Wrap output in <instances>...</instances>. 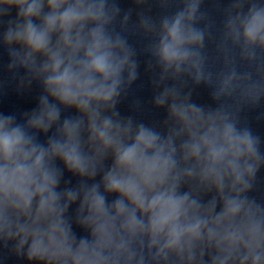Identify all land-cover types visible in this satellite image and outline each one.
Wrapping results in <instances>:
<instances>
[{
  "label": "clouds",
  "instance_id": "clouds-1",
  "mask_svg": "<svg viewBox=\"0 0 264 264\" xmlns=\"http://www.w3.org/2000/svg\"><path fill=\"white\" fill-rule=\"evenodd\" d=\"M211 3L0 0V95L40 89L0 112V264H264V0ZM138 55L162 119L118 109Z\"/></svg>",
  "mask_w": 264,
  "mask_h": 264
},
{
  "label": "water",
  "instance_id": "water-1",
  "mask_svg": "<svg viewBox=\"0 0 264 264\" xmlns=\"http://www.w3.org/2000/svg\"><path fill=\"white\" fill-rule=\"evenodd\" d=\"M224 3H227V0H224ZM120 4L121 7L125 10L132 6L130 4V0H120ZM204 7L209 9L211 14L217 19V21H219L220 15L213 7L211 0H205ZM132 19H136L135 14H133ZM129 42L134 47H137V49L141 47L137 37H130ZM7 59L8 58L6 52L2 47H0V64H6ZM147 59L148 57L146 55H138V62L140 64V67L138 69V79L132 85L129 97L118 105V109L123 116L136 115L137 118L144 120V122H151L152 120L162 119L165 115V112L163 110L152 109V111L145 113L143 116H139L138 114L134 113L130 107L133 98L140 100L142 104L148 105L149 108L152 107L151 101L154 92L150 82V74L145 72V61ZM0 78L6 79L7 74L3 71H0ZM39 91V86L34 84L33 91L31 93L19 95L15 93L14 87H10L5 95H0V112H3L4 114H12L16 111H30L31 109L36 107V96L38 95ZM197 91L199 92V96L194 97V99H197V102L206 104L212 103L210 97L208 96V90L205 88V86H199ZM261 113H264V104L256 109L247 110L243 115L246 117L247 123L252 128L254 134L259 135L261 137V140L264 141V116H262ZM45 139L46 137H43V135H41L42 142ZM261 148L262 150H264V143H262ZM69 175L70 174L65 172V176L61 181V188H63L64 186V179H67ZM76 182L77 178L73 177L69 187L75 186ZM250 195L254 196L258 202H264V168H262L258 173L256 190L253 191ZM71 210L72 209H70V211ZM5 264H28V262L23 259H17L14 256H10L5 261Z\"/></svg>",
  "mask_w": 264,
  "mask_h": 264
}]
</instances>
